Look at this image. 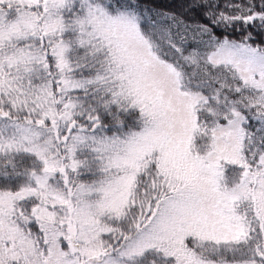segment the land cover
I'll return each instance as SVG.
<instances>
[{
  "label": "snow or ice",
  "instance_id": "6c2138e0",
  "mask_svg": "<svg viewBox=\"0 0 264 264\" xmlns=\"http://www.w3.org/2000/svg\"><path fill=\"white\" fill-rule=\"evenodd\" d=\"M0 264H264V0H0Z\"/></svg>",
  "mask_w": 264,
  "mask_h": 264
}]
</instances>
